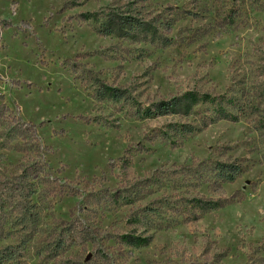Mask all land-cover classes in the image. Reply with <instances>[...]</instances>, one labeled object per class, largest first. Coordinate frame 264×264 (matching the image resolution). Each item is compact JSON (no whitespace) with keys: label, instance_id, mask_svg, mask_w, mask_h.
Listing matches in <instances>:
<instances>
[{"label":"rangeland","instance_id":"rangeland-1","mask_svg":"<svg viewBox=\"0 0 264 264\" xmlns=\"http://www.w3.org/2000/svg\"><path fill=\"white\" fill-rule=\"evenodd\" d=\"M0 105L13 264H264V0H0Z\"/></svg>","mask_w":264,"mask_h":264},{"label":"trees","instance_id":"trees-1","mask_svg":"<svg viewBox=\"0 0 264 264\" xmlns=\"http://www.w3.org/2000/svg\"><path fill=\"white\" fill-rule=\"evenodd\" d=\"M120 23L130 24V22H128V21L127 22L121 21ZM108 24L109 25L105 29H101V30H103L102 32L104 33V35H111L113 29L116 26L115 20L113 22L110 21ZM99 32H100V30H99ZM182 104H183L182 100L177 102V106H179L177 108L178 110L181 108L180 106H182ZM7 109L8 108L6 106L0 105V126L2 127V129H4L0 132V137L1 136L3 137L4 135L8 136L11 134L12 136H16L17 138L26 139V137L28 136V133H29L32 135L33 138H36V131L34 130V128L30 127L27 124H23L22 123L23 121L20 118L16 119V118H13L10 116H6ZM21 127L25 128L24 131H22V130L20 131ZM6 131H8V132L4 133ZM0 147H1V145H0ZM229 167L232 168L231 165H225V167H221L218 170V175L220 176V179L224 180L225 182L233 181L236 178V176L240 173L239 169H233L232 168L231 170H228ZM25 176H26V173L23 174V179H25ZM1 193H2V195H0V213H1V215H4L5 214L4 211L6 210V205L4 202H6V200L8 199V197H6V196H9V193H7V191L5 189H2ZM21 195L23 196V193H21ZM3 198H6L4 202H3V200H4ZM15 207H17L20 210V213H19V215H20L19 222L20 223L19 224H21V229H23V228L25 229V227H26L25 226L26 225L25 224V218L26 217L31 218V217L35 216V213H32L31 208H29V209L26 208L24 206V204L21 203L20 201L17 202ZM24 212H26V213H24ZM204 212H206V211L204 210ZM4 226H5L4 221L1 219L0 220V232H2V229L4 228ZM3 230H5V229H3ZM63 230L64 231H62V234L60 235V237L55 240V245L53 248L54 251H60L61 249L67 247V245H66L67 239H66V234H65L66 229H63ZM7 238H9L8 237V231L6 232V239ZM22 238H23V240H21L20 243H22L24 241V236ZM127 238H128L127 242H129L131 244H140V243L146 244L148 242L147 239H143L140 237L136 238V237L128 236ZM15 255H17V252L14 250V248H11V246L6 247L5 249H1L0 250V264H13V261L15 259ZM57 255H58V253H57Z\"/></svg>","mask_w":264,"mask_h":264}]
</instances>
